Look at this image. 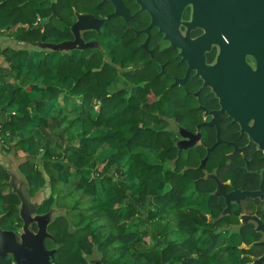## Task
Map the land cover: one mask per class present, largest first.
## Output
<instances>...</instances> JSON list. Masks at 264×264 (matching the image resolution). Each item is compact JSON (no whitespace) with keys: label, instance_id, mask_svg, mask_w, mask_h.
Returning a JSON list of instances; mask_svg holds the SVG:
<instances>
[{"label":"trees","instance_id":"trees-1","mask_svg":"<svg viewBox=\"0 0 264 264\" xmlns=\"http://www.w3.org/2000/svg\"><path fill=\"white\" fill-rule=\"evenodd\" d=\"M84 11H88L85 0H0V34L17 42H44L48 38L73 40L72 25L76 13ZM117 31V27H113L112 32ZM82 34V40L87 42L91 32L86 30ZM111 46L113 63L122 66L128 60L136 59L132 56L119 58L117 50L109 44ZM9 50L11 54L7 53ZM23 50L10 48L4 40L0 41V58L5 63L0 64V109L7 105L16 112L2 121L0 132L14 134L16 152L29 156L21 164V171L40 176L38 165L32 161L38 154L45 167L52 163L51 160H56L68 168L65 176L48 172L50 184H61V202H72L67 207L68 212L52 222L63 232L56 259L58 263L88 264L82 253L88 255L94 248L104 253H118L116 257L105 253L103 261L106 264L215 263L217 255L212 250H208L205 257L201 256V251L198 252L202 234L207 233L204 241L208 244L213 239V222L206 220L201 226L198 216L202 193L207 196L210 218L215 215L212 205L216 195L209 193L214 187L212 179H209V184L208 180L199 179L200 169H183L181 150L187 147L177 145L178 142L174 145V139L166 129L143 124L144 116L159 123L164 121L165 107L153 108L151 105L157 102L152 101L153 97L157 100L168 98L165 80L154 77L150 66L145 64L142 73L128 76L137 96L125 98L112 84L118 75L117 68L110 67L95 55L85 58L88 50L81 51L79 58L57 51H43L38 61L27 63L26 70H22L20 66L27 60V52ZM128 51L132 55L136 51L147 53L144 49ZM3 66L8 67L12 76L15 75L13 79L25 84L24 87L17 85L9 98L6 97L5 79L9 75L6 76V69L1 71ZM111 86L113 89L108 90ZM60 92H64L63 102L57 103L56 97ZM36 94H39V99ZM74 96H83L82 106L74 104ZM92 99L99 102L95 118L89 113ZM52 100L56 103L51 104ZM144 104L146 108H143ZM36 105L39 110L45 107L44 114L37 120L44 141L34 147L30 122L34 118L32 107ZM184 111L180 104H176L174 115L178 118L185 116ZM137 146L157 150L158 158L153 163L149 162L144 153L135 151ZM197 149L202 150V147L197 146ZM213 153L214 150L208 156L207 166L212 165ZM225 168L228 166L221 165V169ZM8 176L0 165V197L3 200L12 196L3 195L1 184H7ZM110 184H122L126 199L117 193L112 194L113 186ZM201 184H208V188ZM96 186H100L98 190ZM95 195L100 199L95 200ZM152 199L159 205L154 217L159 221L167 215L171 218L160 243L145 248L141 240L137 242L143 253L157 258L155 262L146 260L140 253L128 252L126 244L117 240L119 234L131 237L132 233L119 226L123 223L119 221H131L133 202H137L141 209ZM5 201L14 203L15 199ZM79 206L83 207L79 209ZM84 206L88 207L89 213ZM106 209L113 214L106 215ZM7 217L2 219L7 221ZM70 226L77 229L72 232ZM144 226L140 232L148 235L147 225ZM103 228L108 233L103 234ZM103 235L105 240L101 241ZM0 264H10V261L0 258Z\"/></svg>","mask_w":264,"mask_h":264},{"label":"flooded vegetation","instance_id":"flooded-vegetation-1","mask_svg":"<svg viewBox=\"0 0 264 264\" xmlns=\"http://www.w3.org/2000/svg\"><path fill=\"white\" fill-rule=\"evenodd\" d=\"M114 1L85 0L88 11L82 13L103 19V23L97 28L82 30L80 34L83 36L82 33L88 30L91 32L89 42L99 40L97 45L100 47L96 49L108 53L109 59H104L107 63L113 56L109 44L114 45V39L119 58H136L122 66L110 63L117 68L118 91L125 98L137 96L128 76L142 73L145 64L150 66L154 77L165 80L168 98L157 100L153 97L152 101L157 102L151 107L172 110V117L164 116L160 123L153 121L163 124L161 128L172 136L174 145L181 140L189 141L188 145L182 142V146L187 147L181 150L183 169H200L199 179L208 180L209 184V179H212L211 184H214L209 193L216 195L212 205L215 215L209 216L205 193L199 198L201 205L198 211L201 226L206 220L213 222V239L208 244L204 241L207 233L202 234L198 252L201 251L204 257L208 250L216 253V261L212 264H218L217 261L219 264H264V109L258 112L250 110L264 107V102L257 101L264 81V64L260 72L259 63L264 43V0H116L117 5ZM210 4L217 13L215 28L205 22L203 13L196 15ZM113 27H117V33L112 32ZM95 29L96 32L93 31ZM135 49H144L147 53L136 51L132 55L128 51ZM193 51L198 59L202 58L204 68L196 67V64L189 67L190 52ZM225 53L232 61L227 69ZM89 55L97 56L94 52ZM132 64L139 69L137 67L127 75L128 65ZM176 104L184 108L185 116L178 118L174 115ZM146 107L144 104L143 108ZM228 107L233 111L229 113ZM198 140L199 143L196 142ZM213 150L212 165L207 166L208 156ZM222 156L228 158L223 161ZM221 165L228 166L225 168L227 171L221 169ZM1 185L3 195L12 194L11 187ZM59 185L51 184L43 193L39 200L45 210L37 208L39 211L32 213V217L48 210H52L53 217L56 212L58 216L68 212V208L62 211ZM201 185L208 188V184ZM27 187L28 196L33 199L39 197L45 186L28 184ZM188 189L187 186V194ZM245 191L254 195L240 196L239 193ZM12 196L14 203L5 201ZM12 196L5 200L0 197L1 205L6 207L0 218V227L13 233L14 242L21 245L14 246L8 242L9 246L16 249L22 260L30 259L32 255L41 264H59L56 259L63 232L52 225L57 216L49 223L39 218L40 225L46 226L48 234L42 239L36 236L38 223L29 220L23 238L20 233L24 224L19 215L20 202ZM136 211L132 218L140 216V206ZM106 213L113 214L109 209L105 210ZM5 216L9 218L7 221L2 219ZM39 244H42V249H38ZM30 245L33 248L28 250ZM82 256L86 257L88 264H106L103 261L105 253L100 249L94 248L90 254L82 253ZM0 258L9 259L10 264H14L10 254Z\"/></svg>","mask_w":264,"mask_h":264},{"label":"rangeland","instance_id":"rangeland-1","mask_svg":"<svg viewBox=\"0 0 264 264\" xmlns=\"http://www.w3.org/2000/svg\"><path fill=\"white\" fill-rule=\"evenodd\" d=\"M93 31L96 32V29L93 30ZM0 36H1V39L4 40V43L5 44L10 45L8 47L12 48L13 45H16L12 41V38L11 37L10 38H7V37L4 38L3 37L4 35H1V34H0ZM55 41L56 42H62L63 40H57V38L56 39H53V40L46 39L43 43L50 44V46L49 47H45V48L44 47H40V48H38L39 51H42V52L43 51H47V52H53V51H55V50L52 49L53 48V45H55V43H56ZM102 42H103V40L100 41V43H102ZM113 43H114L113 46L116 49L117 42H116L115 39H114ZM85 44H86L85 45L86 47L89 46L88 49H90L91 52H94L97 55L96 56L97 58H99V59L102 58L101 60H103V61H104V59L105 60H108L109 59L108 53H105L102 50L96 49L97 47H100L99 45H97L96 42L91 41V42H86ZM7 49H9V48H7ZM30 49L31 50H36L34 48H30ZM82 49L83 48L81 47V48L66 49V50H59V51L57 50V52H60V53H63V54H70L71 56H73L75 58H79V57H81L80 56V52H81ZM105 51H106V49H105ZM7 53L8 54H11L10 53V50ZM39 54H40V52L39 53L32 52V55L33 56L34 55L37 56ZM89 56L90 55H86L85 58H90ZM111 62H112V57H111L110 63ZM110 63H108V64H110ZM0 64L1 65L2 64H5L4 62L1 61V58H0ZM110 66H111V64H110ZM119 71H120V69H119ZM127 75H129V74L127 73ZM116 79L113 80V83L112 84L114 85L113 87L118 88V87H120L119 86L120 85V81H116ZM111 89H113L112 86L108 88V90H111ZM62 93H64V92H60L58 95H61ZM75 99H76V101L73 99L74 100V104H78L79 99L78 98H75ZM71 102H72V100H71ZM52 103H56V101L52 100L51 101V104ZM98 103L99 102L96 99H92L90 101L91 109H89V113H90V115H91L92 118H95L96 117L97 110H98L97 109ZM168 111H169L170 117H172V110H168ZM42 114H44L43 111L41 112V115ZM143 124L144 125H147V126L148 125H151V126H155V127L163 126L162 123L161 124H157L156 122L153 121V119H151L150 117H147V116L143 118ZM103 129H104V127H103ZM104 130H106V129H104ZM181 142H183L186 145H188V143H189V141H187V140H181ZM196 142L199 143V140L196 141ZM6 151H7L6 149H3L2 150L3 153H5ZM135 151L136 152L139 151V152L144 153L147 156L148 161L151 162V163H153L158 158L157 150H154V149H143V148H140L139 146H137V148L135 149ZM41 154L43 155V152L40 153V156H42ZM34 158L35 159H39L41 161L40 164H38L39 165V170L38 171L40 172V174L42 175V177L44 179H46V178L49 177L48 172H50V174H54L56 172V174L57 175L60 174V176H65V173L68 172V168L65 166V164L63 162H59V161H56V160H51L52 163L50 165L48 164V166L45 167L42 164V159H41V157H39V154L36 157H34ZM121 169H123V168H121ZM30 176H31L30 174H26V177H27L29 183H31L32 181H34L35 178H39L40 177V176H35L34 175V176H32V178L33 177H35V178L30 179ZM110 185L113 186L112 194L117 193V194H119V196L120 195L122 196L121 198L126 199L125 192H124V186L122 184L120 186H119V184H110ZM99 187L100 186H96L95 189L98 190ZM45 191H47V190H45ZM63 192L64 191H62V193ZM96 197L98 199H96ZM99 199H100V196L95 195V200H99ZM34 202H35V198L30 199V201H29V203H30L29 204V209L31 208V206L33 205ZM71 204H72L71 201H66L65 203H62L61 202V206L64 208V209H62V211L63 210H66L67 211L66 208L69 205H71ZM133 205H134V210H132V212H135L136 213L137 212L136 210L139 208L140 205L137 204V202H133ZM158 206H159L158 205V202L156 200L152 199V200L149 201L148 205H146V206L144 205L140 209L141 213L139 212V215H141V216L135 217V218L130 217V218H132L130 222H128L127 220H124L125 222H123L122 228L123 229L126 228V230L128 231V233H132L131 234V237L130 236H126V235L119 234V237H118L119 239H117L119 243H123L124 242L126 244V247H127V251L128 252H131V253H140L141 256H143L146 260H151L153 262H155L157 260V258L155 256H153V255H149V254L143 253L142 250L140 249V246L139 245L137 246V242L139 240H141L145 248H149V247L152 248L154 245H156V244H158V243L161 242L162 234H163V232H164V230L166 228L167 223L168 222L171 223V220H170L171 218H170V216L167 215V217H165V219H163L161 221H159V219H156L154 217V214L157 212ZM82 207L83 206H79V209H81ZM84 207L87 208V212L89 213L88 207L87 206H84ZM183 207H185V205ZM4 212H5V207H2L1 206V203H0V215L1 214H4ZM23 212H26V210H24ZM144 224L147 225L148 235H144L143 232H140V231H143V229H145ZM92 229H95V228H92ZM102 231H103L102 232L103 234L108 233V231H106L104 228L102 229ZM104 238H105V236L103 235L101 237V241H104L105 240ZM39 248H42V246L39 245L38 246V249ZM105 253H107V252H105ZM99 254L101 255V253H99ZM117 254L118 253H112V254L111 253H107V256L116 257Z\"/></svg>","mask_w":264,"mask_h":264},{"label":"water","instance_id":"water-1","mask_svg":"<svg viewBox=\"0 0 264 264\" xmlns=\"http://www.w3.org/2000/svg\"><path fill=\"white\" fill-rule=\"evenodd\" d=\"M139 1L141 2V0H139ZM114 4L117 5L116 0L114 1ZM201 13H203L204 20L207 24H209V27L215 28L217 26L216 25V23L218 21L217 13H216L215 9L213 8L212 4L201 8L200 11L197 12L196 15L201 14ZM115 14H117V12H115ZM204 14L206 16H204ZM102 23H103V19L96 18V17L89 15V14L76 13V20L72 25V31L75 35L74 39L73 40H63L62 42H56L55 45H53L52 49L55 51L81 48V47L83 48L82 50L88 49L89 46L86 47L85 46L86 42L81 39L80 31L85 30V29L90 28V27L97 28ZM13 42L16 44V45L12 46L13 48H23V49L34 48V49H36V48H40V47L45 48V47L50 46V44H46V43H43L41 41L18 42V43H17V41H13ZM226 49H227V47L225 46V50ZM195 55H196L195 51L190 52V56H192V58H191V61H189V64H190L189 67H195V64H196L197 65L196 67L204 68L202 58L199 57V59H198ZM260 56L262 57L261 59H259L260 72H261V65L264 64V43H263V50L260 51ZM231 62L232 61L230 59V56L225 53L224 54V64H225L226 69L228 68V65L231 64ZM192 63H194V65ZM225 82H227V80H225ZM224 84H226V83H224ZM261 85H262V87H261L262 92L259 95V98L257 99L258 103L264 102V81H263V83H261ZM223 109H224V106H223ZM263 109H264V107H259V108H251L250 110H253L254 112H258V111H261ZM231 110H232V108H229V107L227 108V111L229 113L231 112ZM263 121H264V118H263ZM177 145L180 146V145H183V143L181 141H179L177 143ZM23 161H25V159H15L13 157V154H8V156H6V157H2V156L0 157V165L3 166L5 171L8 173V175H9L8 176L9 177L8 184L10 186H12V188H14L15 184H26L24 176L18 170L19 164H21ZM13 191H15V189H13ZM18 193H19L20 198L22 199V207L20 208V216L22 217V220L24 222L22 230L20 231V233H21V236H23V238H25V235L23 233L28 230L27 222L29 220L27 218L29 216V213L33 212L34 210L31 211L29 209V206H27V202H29V201L27 198L26 187H23L22 191L18 190ZM234 194H236V193L234 192ZM239 194H240V196L254 195L252 192H246V191L240 192ZM24 210H26V212H23ZM39 218H43L45 220V222L48 223L53 218L52 210L43 216H36L34 218H30L31 221H36L38 223L39 230H38V233L36 234V236H39L42 239L43 236H47L48 234L46 232V226L43 227L40 225ZM14 241H15L14 240V234L11 232H8V231H4L0 227V257H5L8 254H10L14 264H41L40 260L34 259L32 255H30L31 256L30 259L22 260V258L19 257L16 249L12 248L8 244V242H12L14 246H20L21 245V244H16ZM39 245L41 246L42 244H39ZM30 248L32 249L33 246L30 245L28 250ZM40 249H42V248H40ZM98 264H102V263H98Z\"/></svg>","mask_w":264,"mask_h":264},{"label":"crops","instance_id":"crops-1","mask_svg":"<svg viewBox=\"0 0 264 264\" xmlns=\"http://www.w3.org/2000/svg\"><path fill=\"white\" fill-rule=\"evenodd\" d=\"M81 32V31H80ZM81 35V34H80ZM4 38H6V36H4ZM8 38H10V37H8ZM53 39H55V38H48V40H53ZM1 40H3V39H1V36H0V41ZM12 41H15L14 39H12ZM56 42V41H55ZM18 43V42H17ZM6 46H10V45H8V44H5ZM13 48V47H12ZM23 49V48H22ZM85 50H88V52L86 53V55H89L90 53H91V50L90 49H85ZM85 50H81V51H85ZM23 51H26L27 53H26V57H27V60L25 59V61L22 63V65L20 66V68L22 69V70H26V68L28 67V66H26L27 65V63H33V61L35 60V61H38L39 59H40V56L42 55V51H39V49L38 48H36V50H31L30 48H28V49H24ZM32 52H35V53H39L40 52V54L39 55H32ZM110 60H111V58H110ZM106 61V60H105ZM111 67V66H110ZM128 67L130 68L129 69V72H128V74H131L133 71H135L136 69H137V67H138V69H139V66H137V65H131V66H129L128 65ZM4 69H6V71H4L5 72V74H6V76H7V74L9 75V77H7V78H5L6 79V84H7V87H6V90H8L7 92H8V96H6V97H11L12 96V94L14 93L13 91L15 90V87L18 85H20V87H24L25 86V84H24V82H21V81H19L18 79H13L14 77H15V75L13 74V76L11 75V73H10V71H9V69H8V67H6V66H3V67H1V71H3ZM10 73V74H9ZM119 75V74H118ZM117 75V76H118ZM11 76V77H10ZM116 81H120L119 79H116ZM115 83V82H114ZM114 86V85H113ZM120 86V85H119ZM115 89H117L118 90V88H116V87H114ZM128 89V88H127ZM131 89H132V86L130 87V91H131ZM59 94V93H58ZM10 95V96H9ZM63 95H64V93H62L61 95H57V97H56V100H57V102L58 103H62L63 102ZM36 97H37V99H39V94H36ZM75 98H78L79 99V102H78V104H77V106H79V105H83V96H74L73 97V99L76 101V99ZM98 106V105H97ZM45 107H43L42 109H38L37 108V105L35 106V107H32V109L34 110V118H33V122H30V127L32 128V134H33V146L35 147V146H39V143H40V141H44V137H43V134L41 133V131H40V129L38 128V123H37V120H38V118L41 116V112L43 111V109H44ZM97 109H98V107H97ZM16 112L14 111V109H12V108H9V106H7V105H4V109H0V127H1V124H2V121L4 120V119H8L10 116H12V115H14ZM31 114H32V112H31ZM98 115V110H97V114H96V116ZM165 116H168V117H170V114H169V111L168 110H166V114H165ZM158 124V123H157ZM148 126H151V125H148ZM152 127H154V128H161L162 126H160V127H155V126H152ZM15 142H16V138H15V135L13 134V135H9V134H7V133H5V134H3V133H1L0 132V157L2 156V157H6V156H8V154H13V157L15 158V159H25V161H23L21 164H23L24 162H26L27 161V159L29 158V156H26L25 154H23V152H19V154H18V152H16V149H15ZM3 149H6L7 151L5 152V153H3L2 152V150ZM33 162H34V164L36 163L37 165L38 164H40V160L39 159H35V158H33V160H32ZM21 164H19V166H18V170H19V172H21L22 173V175L24 176V178H25V182H26V184H19L18 186H14V188H12V186H10L9 184H8V181H9V178H8V180L6 181L7 182V185L9 186V187H11V193H12V195H14V196H16L17 198H18V200H19V202H20V205H18V207H19V215H20V208L22 207V199L20 198V196H19V193H18V190L19 191H22V188L23 187H26V192H27V198H28V201H30V198H29V196H28V187H27V185L28 184H39V185H41V184H43L45 187L41 190L42 191V193H40V195H39V197H37V198H35V202L33 203V205L31 206V208H30V210L31 211H33V212H31V213H29V216H28V220H30V218H34V217H36V216H43V215H45V214H47L50 210H48L47 212H44L43 214H40V215H35L34 217H32V213H35V211L37 210V211H39V210H41V211H43V210H45V208L43 207V208H41L42 206H43V204L40 202V200L39 199H41V197H42V195H43V193H45V192H47V191H45V190H48V188L50 187V181H51V179H50V177H48V178H46V179H44L43 177H42V175H40V177L39 178H35V177H33V178H35V180L34 181H32L31 183H29V181H28V179H27V177H26V174H30L29 172H24V171H21V169H20V166H21ZM38 169H39V165H38ZM58 172V171H57ZM56 173V172H55ZM60 173V172H59ZM31 176H30V179H33L32 178V174H30ZM46 184V185H45ZM13 189H15V191H13ZM37 200V201H36ZM29 202H27V206H29ZM2 207H5L4 205H1ZM6 208V207H5ZM39 208H41V209H38ZM2 215L3 214H1L0 215V218L2 217ZM20 218L22 219V217L20 216ZM70 227H72V230L73 231H75L77 228L75 227V226H70Z\"/></svg>","mask_w":264,"mask_h":264},{"label":"bare ground","instance_id":"bare-ground-1","mask_svg":"<svg viewBox=\"0 0 264 264\" xmlns=\"http://www.w3.org/2000/svg\"><path fill=\"white\" fill-rule=\"evenodd\" d=\"M56 214H57L56 216H58V212H56ZM53 215H54V214H53ZM56 216H55V217H56ZM55 217H53L52 220H53ZM52 220H51V221H52ZM51 221H49V222H51ZM49 222H48V223H49Z\"/></svg>","mask_w":264,"mask_h":264}]
</instances>
